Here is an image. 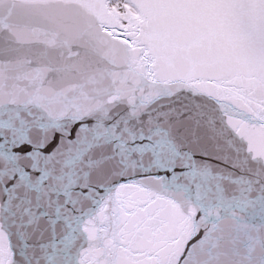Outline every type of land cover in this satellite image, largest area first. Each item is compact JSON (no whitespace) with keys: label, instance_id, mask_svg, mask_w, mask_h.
I'll return each instance as SVG.
<instances>
[{"label":"snow or ice","instance_id":"6c2138e0","mask_svg":"<svg viewBox=\"0 0 264 264\" xmlns=\"http://www.w3.org/2000/svg\"><path fill=\"white\" fill-rule=\"evenodd\" d=\"M0 264H264V0H0Z\"/></svg>","mask_w":264,"mask_h":264}]
</instances>
